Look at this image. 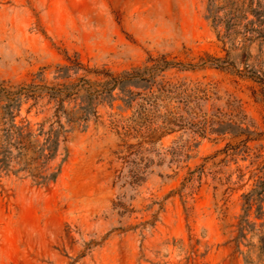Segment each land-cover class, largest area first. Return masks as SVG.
Here are the masks:
<instances>
[{
    "label": "rangeland",
    "instance_id": "obj_1",
    "mask_svg": "<svg viewBox=\"0 0 264 264\" xmlns=\"http://www.w3.org/2000/svg\"><path fill=\"white\" fill-rule=\"evenodd\" d=\"M212 1L214 20L208 0H0V81L27 80L65 50L113 71L148 55L194 63L208 54L225 69L167 77L214 84L222 98L215 104L232 95L262 133L245 153L232 149L241 138L188 131L135 151L101 109L99 122L68 134L51 163L60 166L54 182L37 186L26 172L0 171V264H245L243 254L264 264L255 206L242 254L233 241L242 195L264 172L256 157L264 156V0ZM187 142V156L179 155ZM135 167L141 180L133 183Z\"/></svg>",
    "mask_w": 264,
    "mask_h": 264
},
{
    "label": "trees",
    "instance_id": "obj_2",
    "mask_svg": "<svg viewBox=\"0 0 264 264\" xmlns=\"http://www.w3.org/2000/svg\"><path fill=\"white\" fill-rule=\"evenodd\" d=\"M212 7L213 1L208 0L206 18L214 20ZM258 7L261 13L264 7L260 3ZM262 24L264 29V20ZM224 63L208 54L194 63L158 54L148 55L139 65L113 71L104 65H90L78 53L65 50L59 62L39 68L27 80L16 83L2 80L0 171L26 172L37 186L54 182L60 166L52 167L51 163L61 148L65 150L63 144L68 134L73 128L86 130L91 120L99 122L101 109L108 112L110 129L130 150L139 151L143 145H152L165 135L188 131L201 138L206 134L241 138L232 149L245 153L249 151L247 143L258 141L262 133L255 131L235 97L229 94L223 107L217 106L215 103L222 98L214 84L173 80L166 75L172 69H225ZM251 77L259 78L254 73ZM260 83L259 95L264 98V83ZM189 148L188 142L179 146V155L184 153L186 157ZM256 157L262 158L261 172L264 156ZM134 169L130 178L136 183L141 178L138 168ZM242 200L243 215L238 235L233 239L241 254V241L256 227L249 220L251 209L255 206L257 219L264 217V172L257 177L254 188L242 195ZM259 226L258 258L264 260V221ZM243 259L245 264H255L244 254Z\"/></svg>",
    "mask_w": 264,
    "mask_h": 264
}]
</instances>
